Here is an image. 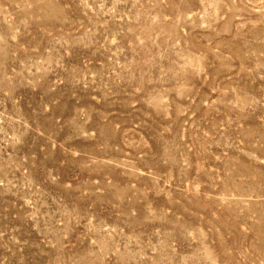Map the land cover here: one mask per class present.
Segmentation results:
<instances>
[{
    "label": "rangeland",
    "instance_id": "374dc122",
    "mask_svg": "<svg viewBox=\"0 0 264 264\" xmlns=\"http://www.w3.org/2000/svg\"><path fill=\"white\" fill-rule=\"evenodd\" d=\"M0 264H264V0H0Z\"/></svg>",
    "mask_w": 264,
    "mask_h": 264
}]
</instances>
